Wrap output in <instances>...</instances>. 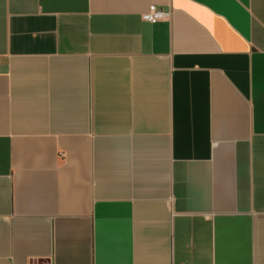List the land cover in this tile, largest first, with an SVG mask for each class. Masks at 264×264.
I'll list each match as a JSON object with an SVG mask.
<instances>
[{"label": "crops", "instance_id": "crops-1", "mask_svg": "<svg viewBox=\"0 0 264 264\" xmlns=\"http://www.w3.org/2000/svg\"><path fill=\"white\" fill-rule=\"evenodd\" d=\"M0 264H264V0H0Z\"/></svg>", "mask_w": 264, "mask_h": 264}, {"label": "built area", "instance_id": "built-area-1", "mask_svg": "<svg viewBox=\"0 0 264 264\" xmlns=\"http://www.w3.org/2000/svg\"><path fill=\"white\" fill-rule=\"evenodd\" d=\"M166 16L167 13H165L155 5H150L147 10L141 15L143 20L149 22H155L157 20L165 18Z\"/></svg>", "mask_w": 264, "mask_h": 264}]
</instances>
